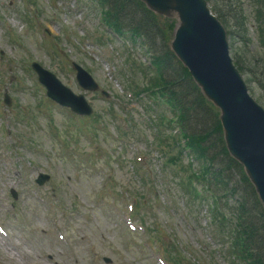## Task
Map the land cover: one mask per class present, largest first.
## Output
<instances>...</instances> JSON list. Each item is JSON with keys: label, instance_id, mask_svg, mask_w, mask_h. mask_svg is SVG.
Segmentation results:
<instances>
[{"label": "rangeland", "instance_id": "1", "mask_svg": "<svg viewBox=\"0 0 264 264\" xmlns=\"http://www.w3.org/2000/svg\"><path fill=\"white\" fill-rule=\"evenodd\" d=\"M20 1L0 0V12H2V16H5L7 22L12 24L15 30L23 36L26 46L24 49L12 46L4 31L0 29V53L5 52V58L7 53H13L16 57L23 59L31 57L41 61L44 65L51 66L55 70L58 69L57 62L52 60L53 56L46 50V47H42L36 30L34 28L31 29L25 24L26 15L23 12L22 14L20 13ZM36 1L42 11V19L49 27L50 32L54 36L60 37V40L73 56L75 55L81 63L93 71L96 78L107 89L112 91L114 98L120 97L124 99V90L127 89L125 81L127 79L124 80L125 86L117 75V68L122 66L126 53L124 56L113 53L115 48L120 47L118 42H107L105 45L98 46L94 40L85 39L88 31L100 29V17L96 9L92 5L88 7L80 6L77 0ZM127 1L138 3L137 0ZM208 1L209 6L212 7V2ZM258 1L240 0L246 15V38L245 41L241 37L236 39L237 32L234 30V22H232L233 26L232 28L230 27V30L234 35H230L229 41L231 43H235V41L238 43L236 44L238 49L236 55L239 56L240 61L248 69V71L243 72V76L248 79V86L252 96L264 107V84L260 82L261 77L259 75V68L262 67L264 69V47L258 33ZM213 2L217 7L222 8L219 0H213ZM222 4L224 7L225 2L223 0ZM263 4L264 0L261 4L264 20ZM13 5L14 8H12ZM130 7L135 9L133 5ZM125 10L127 11V9ZM141 12H144L143 8H141ZM126 20L127 24L135 23L130 18ZM143 25L149 32L144 29L143 37L148 41L154 40L155 33L145 23ZM162 46L166 47L165 44H162ZM132 50L137 52L143 61L146 59L144 55L146 53L143 51L141 45L138 44L135 48L132 47ZM155 50L164 58L163 51L166 50L162 49L160 43H155ZM71 58L73 59L72 56ZM104 59H107L108 62L103 61ZM109 69L113 70V73H110ZM13 73L28 78L27 85L31 86L33 75H26L25 72L13 70L12 72L8 71L10 78L13 77ZM60 73L63 74L61 76L65 78V82L79 91L76 88V82L72 73L64 72L61 69ZM182 77L177 81V85L179 86L177 88L178 91L183 94L185 92L191 93L192 86L188 78L184 74ZM11 90L13 100H16L17 104H13L8 108L3 106L1 109L3 115L0 117V123H10V126L15 121L13 119L18 116L20 111L19 105H32L35 102V98L30 90L21 89L19 86L12 87ZM87 97L98 111L109 110L111 107L115 108L112 102L101 99L96 93H89ZM127 103L136 123L139 126L144 125L147 113L144 111L142 102L137 100L136 102ZM37 115L38 118L35 121L15 122L17 143L22 144L24 142L27 144V147L21 151L24 158H18L15 163L22 170V175L20 177L14 176L12 170L8 168L12 164L0 157V174L3 176L0 178V220L7 221L13 230L11 240L7 242L5 240L3 242L0 241V264H30L34 260L39 261L40 264H88L90 248H95L98 253L100 252L113 258L112 264H155L153 260L145 258L146 251L139 248L138 244L131 243L127 245V242L131 239L123 231L120 224L119 212L125 209L124 204L126 199L124 200V195L127 198V189L133 192L138 186L141 192V182L135 177L132 168V158L135 151L134 145L124 146L121 143H116L114 137H109L107 140L101 139V142L103 141L105 144H103L104 147L110 152L107 157L111 158L110 162L107 164L104 159L94 156L92 157V161L101 159L97 161L96 172L83 171L81 172L82 176H78L76 163L70 161L69 155H60V143L54 129L55 127L64 131L63 124L67 123L66 120L59 113H54L49 117L38 113ZM199 115L198 113L197 121L198 124H202L203 120ZM31 125H34V127L32 128ZM110 129L113 131V122L110 124ZM1 138L6 139V137L0 136V148L2 147ZM131 140H135L134 137ZM110 143H113V146H110ZM143 145L145 146L146 143ZM74 148L83 150L88 148L90 150L89 142L79 137V141L74 143ZM222 148L221 142L217 140L216 136H213L209 154L216 156V165L224 166L225 173L229 171L231 183L236 186L238 195L246 194L250 197L251 189L242 180L243 175L240 169L238 167L231 168L227 166L229 161L223 155ZM42 149L43 152H40ZM116 155L119 157H116ZM32 164L38 165L39 170L54 173L56 181L60 182L46 185L41 188V191L49 199L51 193L57 194L60 198L59 206L65 210L68 216L66 218L57 217L65 226L64 229L72 241V251H67L57 243L49 228V213L34 198L33 191L35 184L33 180L38 170L33 171L28 168V165ZM107 173L113 175V185L109 184L104 193L99 196L97 193L98 188ZM154 173L157 175V179H155L159 182V190H155V194L152 196V199L153 197H157V200L155 205H152L149 215L164 222L169 233L173 229L179 241L183 242L182 245L187 246L185 241L188 242V247L196 252V255L192 256L206 258L207 264H220V255L213 252L201 251L199 246L206 245L207 248L209 243L214 245L211 231L208 232L205 211L206 203L204 205L197 203L189 205L185 192L177 184L175 176H163L162 168L158 164L154 168ZM10 185H15L19 193V198L16 202L21 214L19 215V219L16 220H10L11 213L4 206L6 190ZM55 185L59 186L58 190L53 189ZM76 194L80 196V200L75 197ZM171 200L179 204L182 212L188 218L187 222L180 220L178 211L175 213L171 212L170 217L167 215L161 203ZM252 202L254 203V198L249 204ZM184 204L186 208H184ZM250 207L252 208V214L259 212L256 206ZM166 219H168V223ZM258 224L259 226L262 225L260 218ZM262 240L264 241V236ZM168 242H171L170 237H168ZM138 243L140 244V242ZM186 252L189 253L187 249ZM38 255H42L43 258L38 257ZM97 264L105 263L99 259Z\"/></svg>", "mask_w": 264, "mask_h": 264}, {"label": "water", "instance_id": "2", "mask_svg": "<svg viewBox=\"0 0 264 264\" xmlns=\"http://www.w3.org/2000/svg\"><path fill=\"white\" fill-rule=\"evenodd\" d=\"M144 1L160 13L178 14L181 25L173 44L176 46L181 41L179 46L189 54L186 58H192L195 65L201 63L197 65L200 74L210 75V83H205V87L220 104L223 100L222 117L230 148L245 162L264 199V111L254 104L252 108L241 87L232 82L239 79L238 71L228 56L223 25L209 14L204 0ZM210 66L214 68V76ZM200 78L205 81L204 76Z\"/></svg>", "mask_w": 264, "mask_h": 264}, {"label": "trees", "instance_id": "3", "mask_svg": "<svg viewBox=\"0 0 264 264\" xmlns=\"http://www.w3.org/2000/svg\"><path fill=\"white\" fill-rule=\"evenodd\" d=\"M116 3H118V2L115 1V4ZM214 9L218 13L219 17L223 20L225 25L229 24V26L231 27L233 25V23H232L233 20H235V24H238V20L232 11H230L232 14L230 12L226 14L223 9L222 10L219 9L216 5L214 6ZM248 229H249V232H248L249 237H252L255 234V232L257 231V228L255 227L254 223L250 224ZM260 264H264V259H263V261L260 260Z\"/></svg>", "mask_w": 264, "mask_h": 264}, {"label": "bare ground", "instance_id": "4", "mask_svg": "<svg viewBox=\"0 0 264 264\" xmlns=\"http://www.w3.org/2000/svg\"><path fill=\"white\" fill-rule=\"evenodd\" d=\"M209 52H210V51H209ZM189 62H193V63H195V62L193 61L192 58L189 60ZM197 65H201V63H199V64H197ZM210 70L212 71L213 76H214V68H213L212 66H210ZM238 78H239V82H240L239 84H240V86H241V87H245V86H246V82H245V79H244L243 75H239ZM247 91H248V90H247ZM254 119H255L256 121L259 120L256 116H254Z\"/></svg>", "mask_w": 264, "mask_h": 264}]
</instances>
